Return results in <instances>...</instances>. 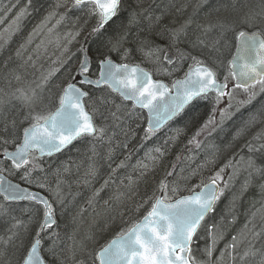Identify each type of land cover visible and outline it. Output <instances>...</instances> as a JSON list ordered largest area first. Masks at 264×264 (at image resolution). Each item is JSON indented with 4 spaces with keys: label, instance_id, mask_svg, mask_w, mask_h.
Returning a JSON list of instances; mask_svg holds the SVG:
<instances>
[{
    "label": "trees",
    "instance_id": "obj_1",
    "mask_svg": "<svg viewBox=\"0 0 264 264\" xmlns=\"http://www.w3.org/2000/svg\"><path fill=\"white\" fill-rule=\"evenodd\" d=\"M2 1V8L12 2L14 3L12 11L24 9V16L18 31L12 35L7 45L0 49V99L6 101L0 105V129L4 127L5 114L7 121L13 119L16 121L15 130L9 127L7 133L0 131V136H6L13 141L7 145L0 143V151L5 148L10 149L18 143L22 130L32 121L30 113H46L57 102L63 85L72 80L71 72L68 77L65 74L71 69V64L79 59L81 48H86L88 51L91 60L89 75L94 77L97 73L98 61L105 55L115 61L127 60L138 64L144 63L145 58L146 61H151L154 57L149 58L144 54L148 51V46L146 45L144 52H141L138 50L139 42L147 38L152 42V46L159 45L160 48L169 46L171 43L166 29L177 28L191 18L193 22L188 26L187 35L181 38V42L173 45L189 57L195 54L202 55V59L200 57L198 59L218 70L213 61L216 65L218 62L227 63L228 59L225 61L227 48L233 41V35H224L220 38L219 44L212 47L206 43L208 32L205 33L203 29L211 24L225 21L232 23L233 27L236 20L241 21L245 16L241 14V17L231 18L235 11L232 8L237 5L235 0H219L215 3L218 4L217 8L206 6L210 0H124L119 18L103 30V36L114 35L117 31L129 32L124 47L129 48L130 52L126 59H121L122 52H109L107 48L102 47L103 36L91 34L89 25L93 20L90 19V15L85 13L73 15L68 11V5L73 1L58 0L63 11L60 24L55 26L54 31H40L34 42L23 51V56L17 57V49L33 32L27 31L31 28L30 20L34 15L41 14L50 5L51 0H17V3L13 0ZM242 1L239 0L238 4L246 9V0ZM141 8L147 11L138 17L137 23L129 25L130 14L133 11H140ZM58 11L59 9H50L47 13L54 12L58 15ZM145 16L148 18L145 19ZM156 16L161 17L159 22H155ZM65 17H68V20L63 24ZM44 20L42 18L40 22ZM64 25L68 31H65L66 28L64 31H56V28ZM6 27L2 26L0 31ZM87 27L89 31H85ZM34 28L36 29L37 25ZM251 28L264 33V25ZM188 31L196 32L190 33L192 37L186 40ZM212 31H220V29L213 28ZM197 37L205 43L193 47ZM219 37L220 32L211 34L209 38L213 43ZM41 40L43 45L37 52L36 45L40 44ZM65 47L67 52L64 51ZM211 54L215 55L212 61L208 58ZM28 56H31L32 60H28ZM61 61L65 62L61 63ZM187 61L185 60L184 64ZM59 64H62L60 69L50 78L43 90L38 88L42 75L51 71L53 65ZM160 64H163L161 54ZM17 76L20 77L19 80L16 79ZM33 88L36 89L37 99L29 108L18 99L20 93L17 89L28 91ZM86 90L89 93L86 105L94 115H100L103 125L110 128L107 136L100 140L84 138L56 157L35 160L39 168L32 173L37 178L36 180L32 178V183L21 179L24 175L23 170H16L5 162V167L11 169V177L30 189L50 196L59 184L63 203L54 202L57 213V230H54L58 233L49 235L48 231L41 235L43 241L53 235H59L53 244L55 251L53 246L51 248L44 246V251L48 254V264H94L93 252L97 244L100 245L119 229L127 230L142 217L151 207L152 197L160 188L161 181L167 183L170 191L175 187V194L178 192L184 194L189 192L186 191L188 190L186 183H191L199 175L206 174L219 162L227 163L231 172L228 176L225 175L226 171L222 172L221 179L224 178L226 189L206 221V224L207 222L214 224L211 231L212 237H216L213 254L218 256L222 264H264V189L261 188L264 184V175L254 172L247 163L251 158L258 167L264 168V150L249 151L247 147L249 143L254 148L264 144V139H253L258 133H264V110H262L264 92H261L246 111L226 127L216 129L200 148L202 152L209 147L204 153L200 152L204 157L200 155L199 160L196 152V164L190 166L181 164V161L190 155V152L185 153L186 150L182 145L187 133L192 132L197 122L208 112V107L199 105L187 111L184 119L178 122L182 124L181 126L172 123L166 126L163 133L173 131L176 133L173 139H169L168 143L162 141L163 144L159 140L163 135L158 134L150 139L147 147L145 146L146 151L144 149L145 152L138 154V144L145 138L142 112L128 103H123L105 87ZM113 113L116 114L115 117ZM252 115H257L258 120L250 127H246V122ZM242 128H245V131L237 135ZM156 148H160L163 154L157 153ZM151 157L156 159L153 160ZM122 161L123 169L119 166ZM140 162L147 164L148 169L139 167ZM142 172H144L143 176H141ZM169 172L173 175H167ZM105 181L108 183L105 184ZM37 183H43L46 187L38 188ZM98 189L99 195L94 196ZM10 208L11 212L6 218L0 217L2 235L0 252L4 253L0 259L3 264L7 261L13 264L18 257H21L35 234L41 211L39 206L29 203L11 204ZM16 220L22 221V224L12 229ZM206 224L199 229L196 235L199 238L197 237V242L192 247V257L197 262L201 260L199 255L206 251L208 246L207 234L202 231ZM245 225L248 226L247 229ZM248 229L260 233L259 237L253 238L252 232ZM10 230L16 231L18 236L6 245L4 241L11 235ZM233 237H237L235 248L231 247ZM21 240L23 247H19ZM249 249L255 254H249L241 260L240 256Z\"/></svg>",
    "mask_w": 264,
    "mask_h": 264
},
{
    "label": "snow or ice",
    "instance_id": "obj_2",
    "mask_svg": "<svg viewBox=\"0 0 264 264\" xmlns=\"http://www.w3.org/2000/svg\"><path fill=\"white\" fill-rule=\"evenodd\" d=\"M85 6L89 7L91 15L97 17L96 25L91 29V34L99 37L103 36L106 25L122 12L124 0H73V7L81 8ZM146 11L143 8L140 11H133L128 20L129 25L137 23L138 17ZM177 11H180V9H177ZM54 14V12L49 13L45 20L28 35L25 42L17 49V57L23 56V51L34 42L44 24ZM22 15L23 12L17 15L12 24L0 31V49L4 48L11 40L12 35L18 31L19 20ZM144 18L147 19L148 17L145 16ZM160 19V16H156L155 22H159ZM192 22V19L189 18L177 28L166 29L170 43L181 42V38L187 35L188 26ZM242 22L250 27L258 23L264 25V7L259 13L252 11L246 13ZM213 28L220 29V37L212 45V47H215L216 44H219L220 38L224 36L225 32L231 30L232 23L218 22L209 25L203 31L207 33ZM76 35H79V33H76ZM128 36V31H117L114 35L103 36L102 47L107 48L109 52H122L121 58L123 59L130 52L129 48L124 47ZM236 41L237 52L231 62L238 67V71L232 73L234 79L237 80L234 87L241 88L249 94V99L243 102L249 103L257 95L255 91L257 87L261 92H264V33L240 31L236 35ZM204 43V40L197 37L192 46L195 47L197 44L203 45ZM42 45L43 41L41 40L40 44L36 45L37 52ZM146 45L148 51L144 54L147 57H155V61L159 63L160 54L163 53L164 60L169 64L173 62L171 56L164 52L159 45L152 46V42L147 38L139 42L138 50L144 52ZM64 51L67 52L66 47ZM81 51H84V49L81 48ZM183 57L184 53H181V58ZM191 59L194 61L195 66H189V71L185 74L183 80L174 81L173 91H170L162 82L154 81L151 74L139 65L115 63L107 55L99 62V77L97 79L93 80L85 76V73H89V61L87 59L80 61L77 71L79 76L83 77L79 81L80 85H107L112 91L119 92L125 100H131L134 106L138 105L143 109H147L149 113V126L145 129V139H147L197 98H206L209 93L215 92L216 103H219L224 96H228L231 100L232 92L226 91V83L218 82L215 71L197 57L192 56ZM28 60H32V57L28 56ZM64 62L61 61V63ZM58 70L52 69L46 75H42L41 83L37 87L43 90ZM164 70L167 71V69ZM16 79L19 80L20 77L17 76ZM17 91L20 93L18 99H21L26 106L31 108L37 99L36 89L33 88L28 91L17 89ZM88 95V92L82 91L75 83L69 82L62 89L59 96V107L55 113H49L48 115L30 113L32 122L23 129L21 143L17 145L16 150L13 152L8 151L7 148L3 151L4 158L12 162L14 169L23 170L22 180L32 183L30 177L33 171L39 168V164L35 163V160L41 156L45 154L50 156L55 152H59L78 137L84 135L96 136L103 133V129L96 128L91 116L85 111L83 101L84 97ZM4 103L6 101L0 99V105ZM229 107H231V104H229ZM112 115L115 117L116 114L113 113ZM230 115L228 109H222L220 111L221 123ZM25 119H28V117H25ZM257 120V115L250 116L246 122V127L255 124ZM213 122V118L210 117L207 124ZM9 127L15 130L16 121L14 119L7 121L5 114L4 127L0 131L7 133ZM243 131H245V128H242L237 135ZM253 139H264V133H258ZM12 142L6 136H0V143L7 145ZM189 142L192 143L193 141ZM197 146L199 147V144ZM247 147L249 151L264 150V144L254 148L249 143ZM32 150L37 151L39 156L30 158ZM155 151L161 155L163 154L160 148H156ZM151 159L155 160L156 158L151 157ZM123 163L122 161L119 166H122ZM247 163L248 167L254 172L264 175V168L258 167L254 160L249 158ZM139 167L145 170L148 169V165L142 162L139 163ZM5 170L0 167V173ZM221 172H223V169L217 172L210 182L205 184L196 194L176 199L174 203L166 202L169 199V188L165 181H161L160 191L163 195L155 196V202L152 204L151 210L143 217V221L97 252L95 260L99 261V264H196L191 256L190 245L201 221L204 220L207 213L213 210L215 202L222 194L217 185ZM143 175L144 172L141 173V176ZM167 175L171 176L173 173L169 172ZM107 183L108 181H105V184ZM36 186L41 189L46 187L43 183H37ZM261 188L264 189V184L261 185ZM99 191L98 189L93 195H99ZM175 191L176 188L173 187L171 192L175 193ZM0 196L3 197L4 201L0 203V217L10 214L12 203L26 201L29 205L43 206V222L39 223L33 238L17 264H46L41 255V233L51 228L54 223L53 202L63 203L59 184L57 189L51 192L50 199H48L40 195L39 192L30 191L28 188L21 187L19 184H15L0 175ZM27 210L25 209V211ZM29 219L31 220V218ZM21 224L22 221L16 220V223L12 225V229L18 228ZM245 228L247 229L248 226L245 225ZM25 230H27V225H25ZM248 231L252 232L253 238L260 235V233L251 229H248ZM17 236L16 231H11V235L4 243L8 244ZM236 241L237 237H233L231 247H236ZM215 242L216 237L213 236L212 245L206 249L209 257L212 256ZM19 247H23V240H21ZM249 254L254 255L255 253L249 249L240 256V259L243 260ZM3 255L4 253L0 252V256ZM221 255L223 256L224 253ZM6 264H11V262L7 261Z\"/></svg>",
    "mask_w": 264,
    "mask_h": 264
},
{
    "label": "bare ground",
    "instance_id": "obj_3",
    "mask_svg": "<svg viewBox=\"0 0 264 264\" xmlns=\"http://www.w3.org/2000/svg\"><path fill=\"white\" fill-rule=\"evenodd\" d=\"M15 3H17V0H13ZM73 1V0H72ZM217 1H219V0H214V1H212V0H210L207 4H206V6H209V7H213V8H217L218 7V4H215ZM51 3H50V5H48V7L46 8V9H44V11L41 13V14H37V15H34V17H32L33 18V20H32V24H31V28H29L27 31H33L35 28V26L37 25H40L41 24V19L43 18V19H45L44 17H47L49 14L47 13V11H49L50 9H59V11H58V15H56V14H54L53 16H52V18L53 19H55V21H49L50 23H54L55 24V26H57V25H59L60 24V22H61V20H62V18H63V11H61L62 9H61V7H60V4H59V1L58 0H51L50 1ZM5 4V3H4ZM59 5V6H58ZM3 7V1L2 0H0V28L2 27V26H4V27H6L7 25V23H9L8 24V26L10 25V24H12L13 23V21L15 20V18L17 17V15L18 14H20V13H22L23 12V15H22V17H21V19L19 20V25L21 24V20H22V18H23V16H24V9H21V8H19V9H15V11H12L13 9H14V3H12V2H10L8 5H6L4 8H2ZM68 11L71 13V14H73V15H78V14H83V13H85V14H87V15H90V19H92L93 21H92V24L91 25H89V26H91L90 27V29H92L93 27H95V25H96V22H97V17L96 16H94V15H91L90 14V12H89V7L88 6H85V7H81V8H75V7H73V3L71 2L69 5H68ZM119 16H120V14L116 17V18H114L112 21H110L107 25H106V27L107 26H109L111 23H113L116 19H118L119 18ZM238 17V15H232L231 16V18L232 19H235V18H237ZM129 18V17H128ZM68 19V17H65L64 19H63V24L65 23L64 21H66ZM47 22H48V20H47ZM46 22V23H47ZM32 25H34L33 27H32ZM45 25V24H44ZM7 26V27H8ZM55 26H54V28H55ZM256 26V25H255ZM255 26H253V27H255ZM6 27V28H7ZM105 27V28H106ZM44 28V27H43ZM42 28V29H43ZM49 27H46V29H45V31L48 29ZM51 31H54L53 29L51 30ZM85 31H89V27H87V30H85ZM234 31H236L235 32V36H234V38H233V41H231L229 44H228V48H227V54H226V58H225V61L228 59V61H227V63H220V62H218V65H216V62L215 61H213V64L218 68V70H216L214 67H212L211 65H209V64H207V63H205L204 61V64L205 65H207L208 67H211L214 71H215V73H216V77H217V80H218V82L219 83H226L225 81H223V79L221 78L222 76H221V74L222 73H220V71L219 70H222V69H225V71L227 70L228 72H229V76H230V79L232 80V85H227V89H226V91H230V88H232V89H235V90H238V91H241V92H245L243 89H241V88H235L234 87V85H235V79H234V77H233V75H232V71H231V64H230V61H231V59H232V57H233V54H234V52H235V48H236V44H237V41H236V35H237V33L238 32H240V31H245V32H249V33H251V32H260L258 29H250V27H237ZM163 50H164V52H166L169 56H171L172 57V63L171 64H169L166 60H164L163 59V53H161V55H162V58H161V62L163 63V64H161V70L160 71H157L156 73L150 68V67H148L145 63H142L141 62V64H138V63H133V62H131V61H127V60H119V61H115V60H113V62H115V63H126V64H129V65H139L141 68H143V69H145L146 71H148L150 74H151V76H152V79L154 80V81H160V82H162L163 84H165L166 86H167V88L170 90V91H172V85H173V83H174V81H177V80H181L182 78H184L185 77V74L187 73V71L189 70V66H195L194 65V61H192L191 62V57H189V56H187L186 54H184V57L183 58H181V52H180V49H177V54H176V57H174V55H173V52H175V48H173V47H170L169 49H168V47H163L162 48ZM192 53H193V51H192ZM195 57H197V58H201L202 59V55H194ZM215 57V55H213V54H211V57H209L208 56V58L212 61L213 60V58ZM104 57H102L101 59H99V61H98V63H97V73H96V75L94 76V77H91L90 75H89V73H85V76H87L88 78H90V79H93V80H95V79H97L98 77H99V62H100V60H102ZM85 59H87L88 61H89V64H88V67H89V71H90V65H91V60H90V57H89V55H88V51L86 50V48H84V51H81V55H80V57H79V59L78 60H76V61H74L72 64H71V69H68L67 70V72H66V77H68V75H69V73L71 72L72 73V80L70 81V82H72V83H75L78 87H80L81 88V90L82 91H85V92H88L86 89L87 88H93V89H99V88H101V87H105V88H107L110 92H112L113 94H115L123 103H128V104H130L134 109H136V110H138V111H140V112H142V114L144 115V123H145V129L146 128H148V126H149V124H148V122H147V115H146V113H145V111L144 110H142V109H140V108H137V107H135L134 106V104L131 102V101H128V100H124V99H122L117 93H115V92H113L110 88H108V86L107 85H101V86H99V87H94V86H92V85H87V84H85V85H80V83H79V81L81 80V79H83V77H80L79 76V74H78V71H77V69L79 68V66H80V61L81 60H85ZM122 59V58H121ZM123 59H126V58H123ZM186 59H188V61L184 64V61L186 60ZM200 59V60H201ZM204 59V58H203ZM224 61V62H225ZM61 65L62 64H59V65H53L52 67H51V70L52 69H60V67H61ZM164 69H167V71H165ZM222 72H223V70H222ZM67 83H69V82H67ZM67 83H65L64 85H63V87L64 86H66V84ZM227 84V83H226ZM63 87H62V89H63ZM62 89H61V91L59 92V94H58V99H57V102L51 107V109H49L46 113L45 112H38V113H36V114H41V115H48L49 113H55L56 112V109L59 107V96H60V94H61V92H62ZM257 93V95H256V97L254 98V99H256L257 97H258V95H260L261 94V91L259 90V91H257L256 92ZM212 96H214V97H216V93H213V92H211V93H209L208 94V96L206 97V98H197V99H195L194 101H192L189 105H187L177 116H175V117H173L172 118V120L171 121H169L168 123H166L165 125H162L158 130H156L155 131V133L154 134H152L149 138H147V139H145V138H143V140L138 144V148H137V152H138V154L139 153H142L143 151H144V149H145V146L146 145H148L149 144V142L151 141L150 139H152L154 136H156V135H163L162 137H160L159 138V140L162 142H164V143H168V141H169V139L171 140V139H173V137L176 135V133H174L173 131H168V132H166V133H163V132H165V130H166V126H168V125H170L171 123H172V125H177V126H181L182 124H178V122H180V121H182V119H184V115H186V113H187V111H189L190 109H192V108H194V107H196V106H199V105H201V106H203V107H208V112L197 122V124H196V126L194 127V129H193V131L191 132V131H189L188 133H187V135L185 136V141H184V144L182 145V147L186 150L185 151V153H188V152H190V155H188L187 157V159H185L184 161H181V164H183V165H195L196 164V152H198V154H197V156L199 157L198 159L200 160V155L202 156V157H204L201 153H204L206 150L205 149H208L209 147H207V148H205L204 149V151H202L201 152V150H200V148L202 147V144H204V142L208 139V138H210L211 136H212V134H213V132L216 130V129H219V128H224V127H226L227 125H228V123H230L232 120H234L235 118H237L242 112H244V111H246V109H247V107L248 106H250V103L254 100V99H252L249 103H243L240 107H238L235 111H232L231 112V115L227 118V119H224V121H223V123H221V116H220V111H221V109H220V107L217 105V104H215V103H213V102H211V100H212ZM87 97L88 96H86L85 98H84V104H85V111L91 116V118H92V122H93V124L96 126V128H98V129H103V133L101 134V135H96V136H90V135H84V136H81V137H78L77 139H75V140H73L72 141V143H70L69 145H67L65 148H63L62 150H60L59 152H57V153H55V154H53V155H51V156H49V157H47V156H41L39 159H37V160H41V159H44V158H51V157H56V156H58V155H60V154H62V153H64L65 151H67L68 149H70L76 142H78V141H80V140H82V139H84V138H93V139H97V140H100V139H102L101 138V136L104 138L105 136H107V131H108V129H110V128H108V127H106L105 125H103V123L101 122V120H102V118H100V115H94L92 112H90L89 111V109H88V107H87V105H86V99H87ZM225 97V96H224ZM224 103V102H223ZM229 104H227V102H225L224 103V105H222L221 104V106H224V107H226V106H228ZM222 109H225V108H223L222 107ZM213 118V123H211V124H207V122H208V120H209V118ZM216 120V121H215ZM32 122V121H31ZM30 122V123H31ZM29 123V124H30ZM29 124L28 125H26L25 127H28L29 126ZM207 124V126L205 127V125ZM24 127V128H25ZM144 129V130H145ZM173 134V135H172ZM22 135H23V130H22V132H21V135H20V139H19V141H18V143L14 146V147H12V148H10V149H8V151H14L15 149H16V147H17V145L18 144H20L21 143V141H22ZM189 141H193L192 143H190ZM162 142V143H163ZM163 143V144H164ZM197 144H199V147L197 146ZM147 147V146H146ZM212 147V146H211ZM147 149V148H146ZM146 149H145V151H146ZM3 151H4V149L3 150H1L0 151V167H3L4 169H6L5 171H3L2 173H0V175H2L3 177H5L7 180H9V181H11V182H14V183H16V184H19L21 187H24V188H28V187H26V186H24V185H22V184H20V183H18V182H16L12 177H11V169H9V168H6L5 167V162L6 163H8V164H10V165H12V162H10L9 160H6L5 158H4V156H3ZM144 151V152H145ZM201 152V153H200ZM207 154V153H206ZM38 155H37V152L36 151H31V153H30V158H33V157H37ZM227 163H222L221 164V162H219L218 164H216V165H214V166H212L211 167V169L208 171V172H206V174H204V175H199L198 177H196V179H194L191 183L190 182H188V183H186V185H188V190H186V191H189V192H187V193H184V194H182V192H178V194L176 193H172L170 190H169V192H168V196H169V199H168V201H166V202H174L176 199H179V198H182V197H185V196H189V195H194V194H196L197 192H199L200 191V189L201 188H203V186L205 185V184H208L209 182H210V180L215 176V174L217 173V172H220V170L221 169H223V171L225 172L226 171V173H225V175L226 176H228V175H230V172H231V169L226 165ZM11 167V166H10ZM124 167L122 166L121 167V169H123ZM224 168H225V170H224ZM14 172V171H13ZM221 174H222V172L220 173V179H221ZM15 175H17V174H15ZM19 176V175H18ZM225 176V177H226ZM232 177V176H231ZM34 179V180H36L37 178H36V176H35V174L34 175H31V177H30V180L31 179ZM217 180V185H218V188H219V190H220V193H222V194H220L219 195V198L217 199V201L215 202V204H214V206H213V210L211 211V212H209V213H207V215L205 216V218H204V220L203 221H201V224H200V227L197 229V232H196V234L194 235V237H193V240H192V242H191V245H190V247H191V256H192V247H193V244H195L196 242H197V237H196V235H197V233H198V231H199V229L201 228V227H203L204 226V224H206V221H207V219H208V217L213 213V211H214V209H215V207H216V205L218 204V202L220 201V199L222 198V196L224 195V192H225V189H226V182L224 181V178L223 179H221V180ZM30 191H34V192H39L40 194H42L45 198H48V199H50V196L48 195V194H45V193H43V192H40V191H38V190H33V189H30V188H28ZM163 195V193H161V191H160V188H158L157 189V191H156V193L153 195V199H152V204L155 202V196H162ZM4 201H3V197L2 196H0V203H3ZM21 203H28V202H26V201H24V202H19V203H12V204H21ZM54 203V202H53ZM35 205V204H34ZM151 207H152V205H151ZM151 207L148 209V211H150L151 210ZM39 208L41 209V211H40V215H38L39 216V223H41V222H43V206L42 205H39ZM147 211V212H148ZM147 212L142 216V217H140L131 227H129L127 230H118L116 233H114L113 235H111V236H109V237H107L102 243H100V245H99V243L97 244V246L95 247V249H94V252H93V260H94V264H99V261H96L95 260V255H96V253L97 252H99L100 250H102L104 247H106L107 245H109V243L111 242V241H113V240H115V239H117L120 235H122V234H124V233H127L131 228H133L146 214H147ZM7 216H3L2 217V219H4V218H6ZM53 220H54V223L52 224V227L51 228H49V229H46L44 232H42L41 233V235L43 234V233H48V231L50 232V234L49 235H52V234H54V233H58V231H56L57 230V227H56V220H57V213H56V207H55V205H54V209H53ZM39 223H38V225H39ZM212 226H213V228H214V224H211V222H207V224H206V226L202 229V231H203V233H205L206 232V234H207V238H208V246H207V248L210 246V245H212V240H213V237H212V233H211V231H212ZM37 228H38V226L35 228L36 230H37ZM54 229H56V230H54ZM58 236L59 235H53V236H51L49 239H47V240H45V241H43V239H42V245H41V255L43 256V258L45 259V261H46V264H48V261H47V256H48V254H47V252L46 251H44V246L45 247H48V248H51L52 246H53V244H54V242L58 239ZM199 238V237H198ZM29 245V244H28ZM28 245H27V247H28ZM26 247V248H27ZM53 248V250L55 251L56 250V248H55V245L52 247ZM25 252V251H24ZM24 252H23V254H24ZM197 253V252H196ZM22 254V255H23ZM21 255V256H22ZM197 255V254H196ZM218 255V254H217ZM199 257H200V261L199 262H197L195 259V261H196V264H208L209 262H210V264H222L221 262H220V260H219V258H218V256H214V254H213V251H212V256L211 257H209L208 256V254H207V251H203V253L201 254V255H199ZM193 258V257H192ZM199 260V259H198ZM17 264V263H16Z\"/></svg>",
    "mask_w": 264,
    "mask_h": 264
},
{
    "label": "rangeland",
    "instance_id": "obj_4",
    "mask_svg": "<svg viewBox=\"0 0 264 264\" xmlns=\"http://www.w3.org/2000/svg\"><path fill=\"white\" fill-rule=\"evenodd\" d=\"M230 1H233V0H230ZM236 2V6L234 7V8H232V9H235V11L232 13L233 15L235 14V15H238V17L240 16L241 17V14L242 15H245L246 13H248L249 11H252V12H256V13H259L260 11H261V9H262V7H264V0H246V9H244L243 7H241L240 6V4H238V3H240L239 2V0H235ZM242 1V0H241ZM243 2V1H242ZM242 6H244V5H242ZM32 20H33V18L30 20V23L32 22ZM44 20V19H43ZM51 20H53V18H52V16H51V18L48 20V22L47 23H45V25H44V28L43 29H41L40 31H45V29H46V27H49V28H51V29H54V26H55V24L54 23H50L49 21H51ZM68 20V19H67ZM28 21H29V19H28ZM55 21V20H54ZM243 20H239L238 22H237V20H236V23H234V25H233V27L231 28V30L230 31H227V32H225V34L224 35H226V34H229L230 36L231 35H233V38H234V36H235V32L236 31H234L237 27H250L248 24H246V23H243L242 22ZM29 24V23H28ZM256 25H261V24H256ZM255 26V25H254ZM251 27H253V26H251ZM250 27V29H253V28H251ZM66 28V26L64 25V27H58V28H56V31H64V29ZM50 29V30H51ZM22 31H24V30H22ZM46 31H49V30H46ZM65 31H68V29L66 28V30ZM194 32H196V31H188V36L185 38L186 40H189L190 38L189 37H192V35H190V33H194ZM220 31H209L207 34H206V37L208 36V38H206V43L208 44V45H213V43L211 42V38H209L210 36H211V34H214V33H219ZM232 38V37H231ZM166 46V45H165ZM166 47H168V49L170 48V47H173V48H175V52H173V55H174V57H176V54H177V49H176V47L173 45V44H169V46H166ZM176 53V54H175ZM161 58H162V55H161ZM188 59H186V61H187ZM193 60H191V62H192ZM148 67H150L155 73L158 71V69H160L161 67V64H160V62L159 63H157L156 61H155V57L151 60V61H146V58L144 59V61H143ZM161 70V69H160ZM159 70V71H160ZM222 70H223V72H222ZM222 70H219L220 71V73H222L221 74V78L223 79V81H225L226 83H227V85H232V80L230 79V76H229V72L226 70L225 71V69H222ZM227 77V79H225ZM255 91L257 92V91H259V87H257L256 89H255ZM229 92H232V97H231V100H229V97L228 96H225V97H223V98H221L220 99V102L219 103H216V97H214V96H212V100H211V102H213V103H215V104H217L219 107H220V109L222 110V107L223 108H225V109H228V111L231 113L232 111H235L238 107H240L242 104H243V102L244 101H247L248 99H249V94L245 91V92H241V91H238V90H235V89H232V88H230V91ZM256 97V96H255ZM225 102H227V104H231V107H229V105L228 106H226V107H224V106H221V104L222 105H224V103ZM216 121V120H215ZM73 159V158H72ZM71 159V160H72ZM118 229V227H116V230ZM2 238V235H1V233H0V239ZM7 245V244H6ZM19 258L20 257H18V259L15 261V262H13V264H16L17 262H18V260H19ZM0 264H3V261L0 259ZM5 264V263H4Z\"/></svg>",
    "mask_w": 264,
    "mask_h": 264
},
{
    "label": "water",
    "instance_id": "obj_5",
    "mask_svg": "<svg viewBox=\"0 0 264 264\" xmlns=\"http://www.w3.org/2000/svg\"><path fill=\"white\" fill-rule=\"evenodd\" d=\"M237 45V44H236ZM236 52H237V47L235 48V52H234V54H233V56L236 54ZM233 61V57H232V59H231V61H230V64H231V71H232V73H233V71H238V67H236V66H234V64L233 63H231ZM189 71V70H188ZM187 71V72H188ZM184 78H182L181 80H183ZM178 81V80H177ZM237 83V80L235 79V84ZM92 86H94V87H99V86H101V85H99V86H96V85H92ZM112 90V89H111ZM172 91H173V89H172ZM114 92V91H113ZM115 93H117L122 99H124L120 94H119V92H115ZM213 93H215V92H213ZM85 98V97H84ZM125 100V99H124ZM128 101H131V100H128ZM132 102V101H131ZM133 103V102H132ZM187 106V105H186ZM185 106V107H186ZM135 107H137V108H140V109H142V110H144L145 111V113H146V115H147V122H148V124H149V113H148V110L147 109H143V108H141V107H139L138 105H136ZM172 120V119H171ZM171 120H168L166 123H168L169 121H171ZM166 123H164L163 125H165ZM69 145V144H68ZM66 147V146H65ZM64 147V148H65ZM63 149V148H62ZM61 149V150H62ZM16 150V149H15ZM14 150V151H15ZM32 151H35V150H32ZM11 152H13V151H11ZM37 152V151H36ZM55 153H57V152H55ZM55 153H53V154H55ZM52 154V155H53ZM37 155L39 156V153L37 152ZM43 156H47V157H49V155H47V154H45V155H43ZM51 156V155H50ZM10 161V160H9ZM11 162V161H10ZM5 178V177H4ZM6 179V178H5ZM14 183V182H13ZM16 184V183H15ZM40 195H42V194H40ZM43 196V195H42ZM175 202V201H174ZM174 202H172V203H174ZM143 221V218L137 223V224H139V223H141ZM136 224V225H137ZM132 229V228H131Z\"/></svg>",
    "mask_w": 264,
    "mask_h": 264
}]
</instances>
